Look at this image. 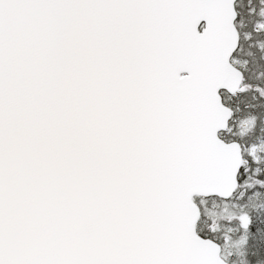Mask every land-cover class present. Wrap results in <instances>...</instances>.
Wrapping results in <instances>:
<instances>
[{"label": "snow or ice", "instance_id": "1", "mask_svg": "<svg viewBox=\"0 0 264 264\" xmlns=\"http://www.w3.org/2000/svg\"><path fill=\"white\" fill-rule=\"evenodd\" d=\"M0 264H264V0H0Z\"/></svg>", "mask_w": 264, "mask_h": 264}]
</instances>
